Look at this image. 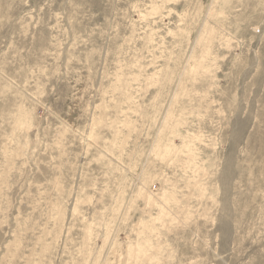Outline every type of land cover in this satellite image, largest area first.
<instances>
[{
    "label": "rangeland",
    "instance_id": "1",
    "mask_svg": "<svg viewBox=\"0 0 264 264\" xmlns=\"http://www.w3.org/2000/svg\"><path fill=\"white\" fill-rule=\"evenodd\" d=\"M0 264H264V0H0Z\"/></svg>",
    "mask_w": 264,
    "mask_h": 264
},
{
    "label": "bare ground",
    "instance_id": "2",
    "mask_svg": "<svg viewBox=\"0 0 264 264\" xmlns=\"http://www.w3.org/2000/svg\"><path fill=\"white\" fill-rule=\"evenodd\" d=\"M228 164H229V162H228ZM230 175H231V170L228 169L227 176L225 177L226 178L225 180H227V179L229 180L231 178Z\"/></svg>",
    "mask_w": 264,
    "mask_h": 264
}]
</instances>
